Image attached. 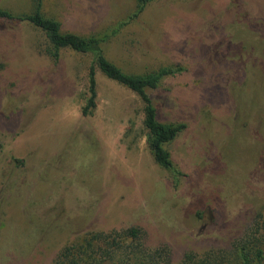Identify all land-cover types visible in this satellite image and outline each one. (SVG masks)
Returning a JSON list of instances; mask_svg holds the SVG:
<instances>
[{"label": "rangeland", "instance_id": "obj_1", "mask_svg": "<svg viewBox=\"0 0 264 264\" xmlns=\"http://www.w3.org/2000/svg\"><path fill=\"white\" fill-rule=\"evenodd\" d=\"M135 2L45 0L44 12L83 36L118 28L104 51L124 71L183 68L148 90L161 121L186 125L167 146L178 173L153 160L134 93L97 70L83 115L91 56L54 61L39 30L0 19V264H53L130 227L179 264L263 230L264 0H155L134 17Z\"/></svg>", "mask_w": 264, "mask_h": 264}, {"label": "trees", "instance_id": "obj_2", "mask_svg": "<svg viewBox=\"0 0 264 264\" xmlns=\"http://www.w3.org/2000/svg\"><path fill=\"white\" fill-rule=\"evenodd\" d=\"M153 1L155 0H136L133 16L139 15ZM44 2L45 0H31L28 10L14 11L0 6V19L23 22L39 30L46 41L45 53L54 61L60 58L63 50L91 56L87 70L89 95L81 110L83 115H90L95 107L97 70L109 80L134 93L143 105L142 122L147 131V147L153 160L160 167L177 174L167 146L186 125L183 122L161 121L148 90L158 88L164 78L181 73L183 68L162 65L141 73L124 71L104 51V44L118 32V28L91 36L63 31L60 22L44 12ZM258 227L260 231L261 227ZM258 229L256 227L250 231L231 250L206 251L200 256L188 253L179 264H264V228L261 232ZM140 234L136 227L109 234H89L81 243H73L60 249L53 264H171L166 248L146 247Z\"/></svg>", "mask_w": 264, "mask_h": 264}]
</instances>
